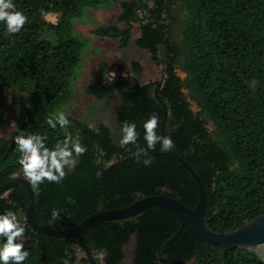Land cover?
<instances>
[{
    "label": "trees",
    "instance_id": "obj_1",
    "mask_svg": "<svg viewBox=\"0 0 264 264\" xmlns=\"http://www.w3.org/2000/svg\"><path fill=\"white\" fill-rule=\"evenodd\" d=\"M151 1V4H148ZM27 20L18 33L8 34L0 21V93L16 89L27 98L16 125L0 138V184L21 170L14 137L23 132L47 136V146L62 139L65 129L51 128L54 117L71 97L72 82L81 65L85 39L74 33L73 21L85 8L108 6L111 0H13ZM182 8L178 40L166 19L174 21L172 6ZM116 24L93 29L100 37L127 46L133 22H138L135 44L162 64V79L139 83L142 66L132 62L133 74L107 79L113 68L100 63L101 74L85 87L103 98L120 91L116 121H134L136 145L121 147L103 123L95 127L73 117L67 131L78 136L86 151L59 183L45 182L34 190L38 223L71 227L90 213L128 205L137 198L167 194L188 207L198 200L196 182L172 156L149 151L150 165L133 155L146 147L143 121L158 117L157 132L174 142V150L194 169L206 193L204 224L228 232L264 214V0H121ZM58 14L54 23L42 12ZM165 15V16H164ZM124 26H118L119 23ZM52 31L54 41L42 37ZM180 65L182 79L175 71ZM255 79V88L248 82ZM185 87L198 110L182 92ZM15 100V98H13ZM213 123L208 130L207 122ZM2 120L0 117V128ZM24 177V176H21ZM25 178V177H24ZM26 190L22 185L0 195V212L11 210L24 223L22 264H89L76 237H54L35 231L25 219ZM59 219L49 224L50 212ZM24 215L22 219L18 215ZM133 236L132 264H264L252 251L200 241L167 208L154 205L135 216L102 221L83 233V240L104 264H122L123 246ZM82 250V249H81ZM83 251V250H82Z\"/></svg>",
    "mask_w": 264,
    "mask_h": 264
},
{
    "label": "rangeland",
    "instance_id": "obj_2",
    "mask_svg": "<svg viewBox=\"0 0 264 264\" xmlns=\"http://www.w3.org/2000/svg\"><path fill=\"white\" fill-rule=\"evenodd\" d=\"M119 1L121 0H111V4L108 6L85 8L82 16L74 19V33L84 38L86 42L81 56V65L79 70L78 68L76 69L77 74L72 82L71 97L58 111H62L66 116L80 120L91 127H95L99 123L105 124L110 129L115 142H118L121 135L119 125L116 121V110L120 104V91L108 94L103 98H98L85 92V87L89 84L91 79L101 74L99 68L100 63L106 62L113 68V71L106 75L107 79L123 76L127 73L133 74L131 67L132 62H137L142 66V71L138 78L140 84L148 81H156L163 77L162 64L152 62L150 53L145 49L139 48L134 42V39L139 35L138 22L132 23L131 38L125 47H120L117 39L100 37L94 34L93 29L96 27L116 24V17L120 11L118 5ZM148 4H151V1H148ZM172 9L174 21L170 22L169 19H166L165 23L170 25L173 38L178 40L179 28L182 24V8L179 3H175ZM57 17V13L50 11L42 12V18L48 23L56 22ZM118 26L123 27L124 24L121 22ZM42 37L51 42L54 41V34L52 31L44 32ZM175 71L180 78L183 79L185 77V71L180 65H175ZM182 92L190 101L191 110L193 112L197 111L198 107L195 105L194 101L190 99L185 87L182 88ZM13 98H15V100H13ZM26 105V96L18 93L14 88L4 90L0 93V117L2 120L0 138L9 137L16 125L18 113ZM207 128L208 130L213 129V123L211 121L207 122ZM13 176L24 175L22 170H19L13 174ZM18 217L22 219L24 215L21 214L18 215ZM133 245L134 238L131 236L128 243L125 244L122 249V264H132ZM84 255V252L77 248V258L83 257ZM95 256L98 257L99 264H104L101 259V253H97ZM185 264L193 263L191 261Z\"/></svg>",
    "mask_w": 264,
    "mask_h": 264
},
{
    "label": "clouds",
    "instance_id": "obj_3",
    "mask_svg": "<svg viewBox=\"0 0 264 264\" xmlns=\"http://www.w3.org/2000/svg\"><path fill=\"white\" fill-rule=\"evenodd\" d=\"M27 20L26 15L16 9L13 0H0V21L4 24V30L8 34L18 33ZM258 82L252 79L248 82L249 87L255 88ZM46 123L51 128L57 125L65 129L62 139L55 141L54 145L47 146V136L39 133L23 132L14 137L16 150L19 153L17 163L20 165L24 177L31 189L45 183L59 184L67 174L68 169L74 166V158L83 154L86 148L80 143L78 136H73L66 129L70 121L61 111L54 117H49ZM158 117L151 114L143 121V139L146 147H137L133 153L135 159L147 166L152 163L149 151L159 144L161 152H167L174 148V142L168 135L157 132ZM119 144L121 147L129 144L136 145L138 133L134 121H124L120 127ZM57 209L50 212L49 224L59 219ZM25 225L11 210L0 212V264H22L28 257L29 252L24 247L23 235Z\"/></svg>",
    "mask_w": 264,
    "mask_h": 264
},
{
    "label": "water",
    "instance_id": "obj_4",
    "mask_svg": "<svg viewBox=\"0 0 264 264\" xmlns=\"http://www.w3.org/2000/svg\"><path fill=\"white\" fill-rule=\"evenodd\" d=\"M163 123L160 134L163 135ZM175 158L192 176L198 189V200L194 207H188L177 199L164 194L156 193L137 198L132 203L115 208L97 210L85 216L80 222L71 227H58L38 223L35 219L34 190L28 185L27 179L21 176L6 178L0 184V195L9 188L22 185L26 190L25 219L32 229L54 237H76L79 247L86 254L89 264H96L92 252L83 240V233L102 221L123 219L135 216L146 208L159 205L170 210L179 220L180 226H185L200 241L221 246H238L256 253L264 260V214H259L228 232H216L204 224L206 193L199 176L194 169L174 150L166 152Z\"/></svg>",
    "mask_w": 264,
    "mask_h": 264
}]
</instances>
